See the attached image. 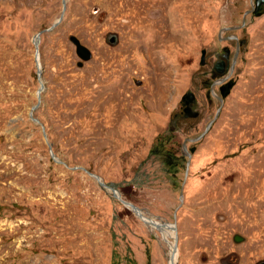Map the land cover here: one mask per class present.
<instances>
[{
  "label": "rangeland",
  "instance_id": "1",
  "mask_svg": "<svg viewBox=\"0 0 264 264\" xmlns=\"http://www.w3.org/2000/svg\"><path fill=\"white\" fill-rule=\"evenodd\" d=\"M250 10L0 0V264H167L126 203L175 223L176 264L264 260V4ZM71 35L91 52L81 67ZM219 106L186 142V171L184 140Z\"/></svg>",
  "mask_w": 264,
  "mask_h": 264
},
{
  "label": "water",
  "instance_id": "2",
  "mask_svg": "<svg viewBox=\"0 0 264 264\" xmlns=\"http://www.w3.org/2000/svg\"><path fill=\"white\" fill-rule=\"evenodd\" d=\"M249 2H250L251 10H250V11H246V12L244 13V16H245L246 14H248V13L257 14V12H258L260 6H261L262 4H264V0H254V3L252 2V0H249ZM62 3H64V2L62 1ZM58 20H60V19H58ZM58 20H57V21H58ZM243 23H244V18L242 19L241 26L243 25ZM241 26H238V27H230V28H224V29H226V30H235V29H238V28L241 27ZM38 39H39V36H38V34H36V35H35V41H34L33 44H34L35 49H36L35 54H36L37 57H38V52H37V41H38ZM225 39H233V40H235V41H236V48H237V46H238V41H237V38H236L235 36L230 35V36H227ZM69 40H70L71 43L74 45V47H75V53H76L77 57L80 59V61L77 62V66L81 67V66L83 65V62L90 60V58H91V52H90V50H89L88 48H86L85 46H83L75 36H72V35L69 36ZM105 41H106L110 46H116L117 43H118V35H117L116 33H113V32H108V33L105 35ZM235 57H236V52L234 53V56H233V58H232V65H233V62H234V60H235ZM35 60H36V59H35ZM37 61H38V58H37ZM37 61H36V62H37ZM37 64H38V62H37ZM37 76H38L39 82H40V84H41V85H40V88H39L38 91H37V98H39V93H40V91L43 89V86H44V85H43V82H42V80H41V69H40V66H39V65H37ZM228 76H229V73L227 74L226 77H224V78H222V79H220V80H218V81H215L214 84H219V83H222V82L226 81V79L228 78ZM132 81H133L137 86H140V85L142 84L140 80L135 79V78H133V77H132ZM224 89H225V91H224ZM228 90H229V85L226 84V85L224 86V88L221 89V95H220V96L215 95V97L217 98V100H218L219 103H220V106H221V104H222L223 97L225 96V93L228 92ZM220 106L218 107V109H217V111H216L214 117H213V118L207 123V125L205 126L203 132H201V133H200L197 137H195V138H189V139H185V140H184V142H183V144H182V147H183L184 153L187 155V158H188V160H187V162H186V171H187V168H188V165H189V153L187 152V150H186V148H185V144H186V142H187V141H188V142L197 141V140L201 139V138L204 136V134H206V132L209 130L210 126L212 125L213 121L215 120V118H216V116H217V114H218V112H219V110H220ZM35 107H36V106H34L33 108H35ZM48 148H49V152H50L51 157L54 159V155H53V153L51 152V148H50L49 145H48ZM186 171H185V175H186ZM95 178H96V180L99 182V184H101V186H103L104 188H109V190H111V192L113 193V195L121 201V199L119 198L118 193L116 192V190H115L114 188L109 187V186H106V185L101 181V179H100L99 177L95 176ZM181 196H182V190L180 191V197H181ZM122 202H123V201H122ZM126 204H127L132 210H133V212H134L139 218H141V214H142V213L140 212V210H139L138 208H136L135 206L131 205L130 203H126ZM170 226H171V228H172V230H173V236H172L173 242H172V247H171L170 258H171V260L173 261V259H174V255H175L176 250H177V233H176L175 223H172V224L170 223ZM236 238H237V236L234 238L235 241H236ZM173 264H174V262H173ZM256 264H264V260H260V261H258Z\"/></svg>",
  "mask_w": 264,
  "mask_h": 264
},
{
  "label": "bare ground",
  "instance_id": "3",
  "mask_svg": "<svg viewBox=\"0 0 264 264\" xmlns=\"http://www.w3.org/2000/svg\"><path fill=\"white\" fill-rule=\"evenodd\" d=\"M33 40L35 41V37L33 38ZM38 43V41H37ZM164 61V60H163ZM39 65V64H37ZM109 190V188H107ZM145 224H147L151 229L156 230L157 232H159L161 234V236L163 237V239L167 242L168 246H169V253H168V263L167 264H176V253L174 255V259L173 261L170 258V254H171V247H172V241H170V239L173 236V230L170 226V223H163V222H157L151 218H147L145 216H143L141 214V218H140Z\"/></svg>",
  "mask_w": 264,
  "mask_h": 264
},
{
  "label": "flooded vegetation",
  "instance_id": "4",
  "mask_svg": "<svg viewBox=\"0 0 264 264\" xmlns=\"http://www.w3.org/2000/svg\"><path fill=\"white\" fill-rule=\"evenodd\" d=\"M225 82V81H224ZM222 89V88H221Z\"/></svg>",
  "mask_w": 264,
  "mask_h": 264
}]
</instances>
